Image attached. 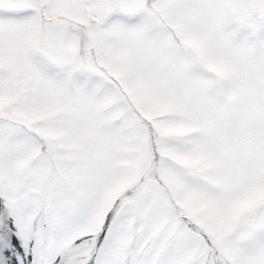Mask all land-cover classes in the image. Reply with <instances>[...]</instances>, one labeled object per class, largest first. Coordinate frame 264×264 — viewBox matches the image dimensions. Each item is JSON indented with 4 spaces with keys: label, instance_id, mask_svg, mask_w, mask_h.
I'll list each match as a JSON object with an SVG mask.
<instances>
[{
    "label": "snow or ice",
    "instance_id": "obj_1",
    "mask_svg": "<svg viewBox=\"0 0 264 264\" xmlns=\"http://www.w3.org/2000/svg\"><path fill=\"white\" fill-rule=\"evenodd\" d=\"M0 264H264V0H0Z\"/></svg>",
    "mask_w": 264,
    "mask_h": 264
}]
</instances>
